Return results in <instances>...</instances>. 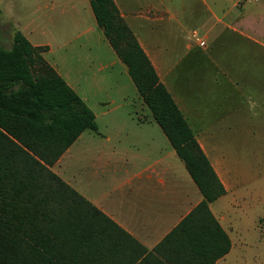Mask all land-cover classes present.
I'll list each match as a JSON object with an SVG mask.
<instances>
[{"label":"crops","instance_id":"1","mask_svg":"<svg viewBox=\"0 0 264 264\" xmlns=\"http://www.w3.org/2000/svg\"><path fill=\"white\" fill-rule=\"evenodd\" d=\"M35 1L36 21L27 33H21L32 46L46 47L43 58L93 112L96 125L98 116L103 119V129L97 125L96 131H83L50 167L114 224L97 231L100 235L95 237L86 264H212L214 253L224 246L214 221L230 244L228 252L213 264H224L231 253L225 195L207 203L208 212L199 209L203 197L198 187L153 116L146 112L148 108L138 104L139 110L117 115L114 108H108L116 103L113 97L122 106L132 105L125 91L127 81L135 87L97 26L89 0ZM198 1L210 16L204 26L196 28L206 37L211 39L219 27L230 36L259 44L263 5L252 8L244 4L242 16L232 20L230 9L238 2ZM113 2L163 83V63L145 42L153 22L168 14L165 3ZM88 33L96 35L98 42L104 40L112 52L106 51L104 57L99 51L83 60L79 44L69 50V41H78ZM109 71L114 74L111 80L101 75ZM135 101L143 103L137 96ZM91 105L99 109V115Z\"/></svg>","mask_w":264,"mask_h":264},{"label":"trees","instance_id":"2","mask_svg":"<svg viewBox=\"0 0 264 264\" xmlns=\"http://www.w3.org/2000/svg\"><path fill=\"white\" fill-rule=\"evenodd\" d=\"M103 36L127 69L137 94L181 159L203 201L225 189L182 112L159 81L147 55L113 0H89ZM20 31L0 47V264H86L100 228L114 225L66 185L50 167L95 116ZM223 249L226 234L214 221Z\"/></svg>","mask_w":264,"mask_h":264},{"label":"rangeland","instance_id":"3","mask_svg":"<svg viewBox=\"0 0 264 264\" xmlns=\"http://www.w3.org/2000/svg\"><path fill=\"white\" fill-rule=\"evenodd\" d=\"M147 1L157 6L162 1L168 9V14L153 22L152 33L147 34L149 41L145 42L163 63L162 84L226 187L231 253L224 264H264V9L260 18L262 35L259 44H254L230 36L219 27L211 39L202 34L196 28L204 26L210 16L199 1ZM232 1L240 4L231 7L232 20L242 16L244 4L264 6V0ZM35 3L0 0L1 48L10 49L14 33H27L34 25ZM95 37L88 33L78 41H69V50L79 44L83 60L99 51L106 57V51L112 52L110 47ZM101 75L110 80L114 76L110 71ZM127 82L125 91L132 105L122 106L112 95L116 103L108 108H114L115 115L135 112L140 105L147 108L144 103L136 104L135 98L140 96ZM90 107L99 115L96 106ZM97 125L103 129L100 116Z\"/></svg>","mask_w":264,"mask_h":264},{"label":"built area","instance_id":"4","mask_svg":"<svg viewBox=\"0 0 264 264\" xmlns=\"http://www.w3.org/2000/svg\"><path fill=\"white\" fill-rule=\"evenodd\" d=\"M199 44H200V45H203V42H200Z\"/></svg>","mask_w":264,"mask_h":264}]
</instances>
